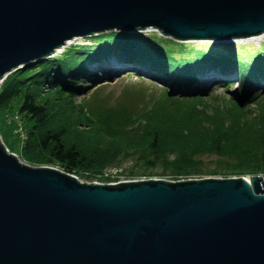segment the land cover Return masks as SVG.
Instances as JSON below:
<instances>
[{
	"label": "water",
	"instance_id": "95a60500",
	"mask_svg": "<svg viewBox=\"0 0 264 264\" xmlns=\"http://www.w3.org/2000/svg\"><path fill=\"white\" fill-rule=\"evenodd\" d=\"M149 29L234 60L264 35V0H0V80L108 32L163 53ZM0 264H264V177L88 185L0 141Z\"/></svg>",
	"mask_w": 264,
	"mask_h": 264
},
{
	"label": "trees",
	"instance_id": "16d2710c",
	"mask_svg": "<svg viewBox=\"0 0 264 264\" xmlns=\"http://www.w3.org/2000/svg\"><path fill=\"white\" fill-rule=\"evenodd\" d=\"M113 37V35L99 36L97 38H92V40H95V42L97 41L96 44L101 43L99 47L102 44L111 43L109 46L105 45L104 50L101 47L102 53H105V51H111L113 48L119 50V48H117L119 45L117 46L116 43H112ZM169 45L173 47H169ZM127 46L132 47V45ZM131 47H128L130 48L128 49L129 51L134 49ZM149 48L144 49L143 53H134L135 57L120 56V58L124 61L132 60L135 63H139L159 74L165 75L169 79H173L177 76L176 74L181 73L183 80L176 79L177 82H175L174 86L176 88H181L178 91L185 89L186 85H190V83L193 82L195 78L194 74L199 73V70L200 72L204 70V68H200L199 66H195L193 67L194 69H192L188 66L191 61L180 60L172 56L170 49L172 48V52L183 53V45L165 42L163 53H160L156 49ZM146 51L150 53V55L145 54ZM93 52H95L93 47L78 48L71 52H65L63 56L57 57L49 62L46 61L41 64L30 66L29 69L27 68L24 71L16 72L8 78L2 90L3 97L2 95L1 97L3 99H11L15 97L18 92L23 90L24 86L26 91L22 97L21 105L18 108V114L26 118L29 123H32L30 132L28 133L29 139L25 141L22 153L19 157L21 161L33 166L57 165L64 173L78 178H82L81 176L85 171H92V169H94L95 165L92 164V162L89 161L90 159L82 154V152L72 146L67 147L64 144L65 133L63 130H44L47 128L46 126L52 114L47 111L48 107L46 104H40L38 101L39 96L42 94L39 86H47V89H49L48 91H50L48 94L52 95L49 98L53 96L56 98V95L60 96L62 99L69 96L72 97V94L78 91L76 88L77 85L83 83L85 79H87L84 78L83 75L85 73V69H83L85 62H82L86 57L89 58L88 56ZM119 53L122 54L127 52H122L121 50ZM201 56L197 55L195 58L198 59ZM208 57L214 59L213 56ZM261 59L263 58L259 57L255 60L253 59V62L252 60L247 62V66L239 64V69L235 70L234 68V71H239V77L247 79L248 82H251L250 78L255 79L254 81L264 80V68H261L259 65L254 68L257 63H263ZM91 60L93 63L94 61L102 60V58L101 55H99V57L97 56ZM194 60L192 62H194ZM251 62L252 66L250 67ZM201 63H204V61L199 62V64ZM249 68L251 69L250 72L247 71ZM203 72L204 71H202V73ZM247 74L248 77L246 78ZM99 76L100 75L93 78L95 79ZM80 79L82 81L78 82ZM176 88L174 90H176ZM246 93L247 92H245V94ZM93 94L96 96L97 93L94 92ZM125 96L126 95H124V97ZM243 96L240 98H243ZM209 98L210 97H207V100L203 101L196 97L192 99H172L169 95L163 93L150 108L143 107L148 106L147 104H142V107L139 106L138 108L137 105H140L141 102L137 103L134 99H129V102L121 99L117 103H111L106 99L102 100L95 98L88 107H80L77 108V110L87 126L89 124L91 127H97L110 135L120 136V134L125 133L127 134L126 140L128 141H137L139 134L144 131L149 133L151 144L148 150L153 153L154 161L148 165L144 162L143 167H141V165L138 167L135 166L132 168L134 171L131 170L129 172L130 177L156 176L148 171L154 170L157 166H162L165 171L168 170L167 175L173 178L219 174L223 176L238 175L240 177L264 175V138L258 139L259 135H264V128L261 129L262 127H260L259 124H255L253 119H250L246 114L249 111L247 105L252 101V103L255 102L256 107H262L264 104V96L253 97L251 100H254L251 102H248L250 99L247 101H235L230 98L226 99L225 97L214 102L216 98ZM198 104H200V107H205L212 111L207 113L205 109H202L201 115H183L185 118H188V121L186 119H181L179 117L181 114L176 113L181 110H191L190 108L194 106L197 107L199 106ZM150 128L153 132L148 131ZM164 129L172 133L174 138L184 137V139L177 140L176 144H172L173 147H175L174 149H176L175 158L173 157L171 160L168 158L167 160L164 159L161 161V155L159 157H155L154 155H159V141H161L159 130L161 132ZM230 133L239 137L246 136L245 140L250 139V137H255L253 140H257L258 144L256 146H258V148L252 151L249 150L250 144L245 143L242 145L240 142H229L231 140L229 136ZM211 136H213L211 140L206 143L208 148H212V153H216L218 157L228 158L229 164H227V167H232L235 170H229L230 172L222 171L220 173L205 172L198 161L193 159L196 154H190L186 151L189 146L188 142L185 141L188 139L191 140V138H196V140L201 141L209 139ZM259 140L262 141L259 142ZM247 142H250V140ZM129 143L132 144V142H127L122 148V150L125 148V151L121 153L119 157L114 158L134 156L137 150H134L131 146H135V143L131 146ZM230 144H233L231 148L222 147L224 145L230 146ZM227 152L229 155H227ZM113 153L116 152L114 151ZM231 161L234 162L233 166H231ZM140 164H143V161Z\"/></svg>",
	"mask_w": 264,
	"mask_h": 264
},
{
	"label": "rangeland",
	"instance_id": "374dc122",
	"mask_svg": "<svg viewBox=\"0 0 264 264\" xmlns=\"http://www.w3.org/2000/svg\"><path fill=\"white\" fill-rule=\"evenodd\" d=\"M148 36L150 39L164 47L165 42H169L171 44L174 43L175 45H183V53L178 52H172L173 50L170 49L171 54L173 57H177L180 60H188V62L191 61V63L188 64L192 69L195 66H199L200 68H204V71L194 74L195 78L190 85H186L185 89L178 91L181 89L180 87L176 88L175 82L176 79L183 80V76L181 73L176 74L177 78L174 77L173 79L168 80V78L163 75L159 74L156 71H153L139 63H135L134 61H124L120 58V56L124 57H135L134 53H143L144 51H133L136 49L128 50L131 46H127L125 43L119 44L118 42H114V39H116L115 34L116 32H108L101 34L99 36H107V35H113L114 39L112 43H116L119 48V50H122V52L127 53H118L114 55H110V51H105V53H102L101 47L104 50L105 45L109 46V44H102L100 47L99 45L101 43L95 42V40H92V38H97L99 36H91V37H85V38H77L72 42V45H70L68 48H65L58 54H53L45 59V61H51L56 59L57 57L63 56L65 52H71L72 50H76L78 48L83 47H93L94 51L89 55V58H85L82 63L85 62V65L83 66V69L87 71L92 64L93 58H96L97 56L101 55L102 60L105 64H109L106 62H112L113 60L117 61L121 64H128L130 65H138L140 67H144V69L149 73H152L155 77H160L161 82L153 81L150 76L145 75L144 73H139V71H135L133 69H125L119 73V75L114 76L113 78H108L105 80V82H100L98 84L92 83L91 81L85 79L83 83H79L77 85L78 91L75 94H72V97L62 99L60 96L56 95V98L53 96L49 98L52 95H49L47 89V86H39L41 88L42 94L39 96L38 101L40 104H46L47 105V111L51 113L50 120L47 124V128L51 131L54 130H63L65 133L64 137V144L67 147H74L75 149L79 150L84 154L87 158H89L92 162V164L95 165L94 169L92 171H85L82 174V178L74 177L72 175H69L73 178H75L80 183H86L88 185L94 184V185H115L118 183L123 182H137V181H148V180H161L166 181L170 183L175 182H186V181H198V180H211V179H220V180H226V179H238L243 178L246 181L249 182L250 178L252 177H264V175H257V176H244L240 177L238 175H228L223 176L222 174L219 175H203L199 177H176L173 178L168 174V170H164L162 166H157L150 172L152 175L156 176H137V177H130L129 172L133 170L135 166L138 167L141 165V167L144 166V162L148 165L151 164L152 161H154L153 153L149 152V147L151 144V138L149 136V133L143 132L140 133L137 141L135 140H126L127 134L122 133L120 136L118 135H110L108 133H105V131L100 130L97 127H91V125L83 122L82 117L80 116L77 108L80 107H88L90 103H92L95 98L99 99H106L107 101L111 103H117L121 99L126 100L129 102L130 100H135V102L139 103L140 105H137L142 107V104H147L148 106H143L146 108H150V106L154 105L155 101L158 100L159 96L163 95V93H166L169 95L170 98H178V99H192L194 97L207 100V97L210 98H216L214 102L217 100H221L222 97H225L226 99H231L235 101H247L251 102V98L255 97H263L264 96V86L263 82L261 81H254L255 79L250 78L251 82H248L247 79H243L239 77V71H234L239 69V64L242 66L248 65L247 62H250L253 59L257 58H263V63H257L256 66H261V68H264V35L262 37H259V39H254L252 41H246L243 43H236V59L233 60V58H229V56L232 57L231 53L227 50H219L217 53L213 54L214 59H210V57L204 56L210 46L212 45L209 41H191V42H181L177 43L174 40L170 38L164 37L161 33L157 32L156 30L149 29ZM71 41V40H70ZM127 46V47H125ZM167 46V45H166ZM99 47V48H98ZM169 47H173L170 46ZM61 48V47H60ZM60 48H58L56 51H58ZM107 48V47H106ZM127 50H125V49ZM135 48V47H131ZM175 50V49H174ZM56 51L54 53H56ZM180 51V52H182ZM110 53V54H109ZM133 54V55H130ZM145 54H149L147 51ZM227 54V55H226ZM229 54V55H228ZM197 55H202L200 58L196 59L195 57ZM104 56V57H103ZM225 58V59H222ZM195 59V60H194ZM194 60V62H192ZM233 60V61H232ZM94 61V60H93ZM204 61V63L199 64V62ZM42 62V63H43ZM95 62V61H94ZM97 62V61H96ZM252 62L250 64V67L252 66ZM116 62H112L111 65H109L112 69L115 68L117 64L113 65ZM41 64V63H38ZM37 65V64H35ZM129 66L127 68H129ZM29 69V67H27ZM27 68L18 69L13 72H11L9 75H6L2 80H0V141L1 144L7 148L9 151V154L14 155L18 161L28 167L31 168H48V169H54L60 173H64L61 168H59L57 165L54 166H33L28 163H25L20 160V155L22 153L23 145L25 144V141L29 139L28 133L30 132V129L32 127V123H29L26 118L19 116L18 114V108L21 105L22 97L26 91V88L23 86V90L18 92V94L11 98V99H3L2 90L4 88V85L8 81V78L15 74L16 72L24 71ZM198 68V69H200ZM81 69V68H80ZM260 69V68H259ZM31 70V69H30ZM142 71V70H140ZM248 72L251 71L249 68L247 70ZM145 72V73H147ZM196 73V71H195ZM247 73V72H246ZM101 75V73H98L95 76ZM212 77L208 82H206V77ZM216 75H228L227 77H223V82L218 83V81L212 82L214 79V76ZM248 77V74L246 78ZM85 78V77H84ZM203 79V85L204 89H201L199 86V82ZM209 79V78H208ZM221 79V78H219ZM178 80V81H179ZM222 80V79H221ZM80 79L78 82H81ZM77 82V83H78ZM176 88V90H174ZM243 90L246 91L243 93ZM67 91V90H66ZM97 93L96 96H94L93 93ZM2 95V97H1ZM124 95H126L124 97ZM244 95V96H243ZM243 98H240L242 97ZM209 98V99H210ZM130 99V100H129ZM225 99V100H226ZM46 101V102H45ZM48 101V102H47ZM253 102V101H252ZM249 103L247 105L249 108V111L247 116L250 119H253V122L255 124H259L261 129L264 128V104L262 107L255 106L254 103ZM154 103V104H153ZM194 106L193 108H190L191 110H181L179 112H176L179 115L181 119H186L188 121V118H185L183 115H201L202 109H205L207 113H210L212 110H209L205 107ZM223 106V105H222ZM221 106V107H222ZM246 106V107H247ZM221 116V115H220ZM222 117V116H221ZM232 119V117H231ZM233 120V119H232ZM234 121V120H233ZM229 122V120H228ZM233 123V122H232ZM149 128V127H148ZM260 129V130H261ZM43 130V131H44ZM148 131H152L150 128ZM263 131V130H261ZM153 132V131H152ZM259 133V132H258ZM259 135V134H258ZM159 136H160V144H159V155H154L155 157H159L160 160H167L170 158V160L174 157H176V149L173 147V143H177V140H182L183 138H174L172 133H169L168 130L164 129L160 132L159 130ZM230 141L232 143L240 142L242 145L247 143L250 144V149L254 151L258 146L257 140H253L255 137H250V142H247L246 136L239 137L232 133L229 134ZM205 139V140H196V138H191V140H187L185 142H188V151L190 154H196V156L193 158L195 161H198V163L201 165L202 169L205 172L209 173H215V172H230L229 170H235L232 167H227L228 158L225 157H218L216 153H212L211 149L208 148L207 144L211 138ZM229 138V137H228ZM239 138V139H238ZM264 138V135H259L258 139ZM245 140L244 142H242ZM262 140H259L261 142ZM127 142H132V144L135 143V146H131L132 144L129 143V145L134 149L137 150V153L134 156L130 157H123V158H114L119 157L121 153H123L125 148L122 150L123 146ZM204 142V143H203ZM233 144H230V146H222L226 148H231ZM128 146V145H126ZM129 146V147H130ZM127 149V148H126ZM146 149V150H145ZM201 150V151H198ZM116 153H113V152ZM227 155L229 153L227 152ZM231 155V154H230ZM111 156V157H110ZM112 158V159H110ZM232 160V159H231ZM143 161V164H140ZM230 162V161H229ZM231 166L234 165V162L231 161ZM134 171V170H133ZM228 174V173H227ZM68 175V174H66Z\"/></svg>",
	"mask_w": 264,
	"mask_h": 264
},
{
	"label": "bare ground",
	"instance_id": "6f19581e",
	"mask_svg": "<svg viewBox=\"0 0 264 264\" xmlns=\"http://www.w3.org/2000/svg\"><path fill=\"white\" fill-rule=\"evenodd\" d=\"M146 32H148V30L146 31ZM260 37H262V36H260ZM254 39H259V37H255V38H249V39H244V40H240V41H238V43H243V42H246V41H252V40H254ZM75 40V39H74ZM74 40H71V41H67V42H65L64 43V45L58 50V51H56V53L55 54H58V53H60L62 50H64L65 48H68L70 45H72V42L74 41ZM119 52H121V50H118V49H111V51H110V55L112 56V55H114V54H118ZM113 62V61H112ZM112 62H106V63H109V64H105V62L104 61H97V62H93L92 64H91V66L89 67V68H86V69H88L87 71H85V73L83 74L84 75V77L85 78H87L89 81H91L92 83H95V84H98V83H100V82H105V81H108V80H105V79H110V78H113L114 76H117V75H119V73H121V71H123V70H125V69H133V70H135V71H139V73L141 72V73H144L145 75H147V76H150V77H152V78H155V79H152L153 81H157V82H160V83H162L161 82V79H160V77H155V76H153V74L152 73H148L145 69H144V67L142 68V67H140V66H138V65H128V64H121V63H117V65H116V67L114 68L113 67V69L109 66V65H111L112 64ZM116 63H114L113 65H115ZM129 66V68H127ZM140 70H142V71H140ZM97 72L98 73H101V75L98 77V78H93V77H96L95 75L97 74ZM145 72H147V73H145ZM228 75H216V76H214V80L212 81V82H214V81H218V83H221V82H223V77H227ZM82 77V76H81ZM212 77V75L210 76V77H206L205 78V80H206V82H208L209 80H210V78ZM209 78V79H208ZM219 78H221V79H219ZM168 80H170L169 78H168ZM203 79L199 82V86H200V88L201 89H204L205 87H204V85L202 84L203 82ZM263 86H264V82H263ZM244 92H246V91H244L243 90V93ZM6 150L7 151H9L7 148H6ZM249 183V182H248Z\"/></svg>",
	"mask_w": 264,
	"mask_h": 264
}]
</instances>
